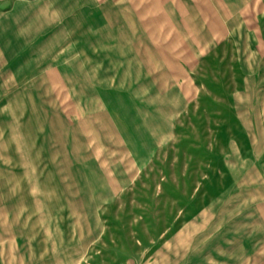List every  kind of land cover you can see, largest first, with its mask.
<instances>
[{
  "label": "rangeland",
  "instance_id": "1",
  "mask_svg": "<svg viewBox=\"0 0 264 264\" xmlns=\"http://www.w3.org/2000/svg\"><path fill=\"white\" fill-rule=\"evenodd\" d=\"M225 1L0 0V264H264V0L168 31Z\"/></svg>",
  "mask_w": 264,
  "mask_h": 264
},
{
  "label": "crops",
  "instance_id": "2",
  "mask_svg": "<svg viewBox=\"0 0 264 264\" xmlns=\"http://www.w3.org/2000/svg\"><path fill=\"white\" fill-rule=\"evenodd\" d=\"M244 2L246 0H243V4ZM223 5L224 8L222 9L212 7L193 11L188 9L179 10L177 8L170 9V28L168 31L173 37L178 36L179 40H186L188 37H200L203 40L200 45L205 47L219 46L221 39L234 41L231 44L237 45L235 41H239L240 36L235 31L240 29V27L235 25H240L241 22V13L240 9H238L241 2L239 0H227L225 3L223 2ZM121 11L123 12V9ZM192 32H195V34H192Z\"/></svg>",
  "mask_w": 264,
  "mask_h": 264
}]
</instances>
